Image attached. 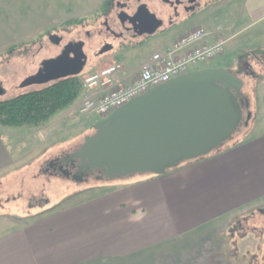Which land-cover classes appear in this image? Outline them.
Wrapping results in <instances>:
<instances>
[{
    "label": "rangeland",
    "instance_id": "374dc122",
    "mask_svg": "<svg viewBox=\"0 0 264 264\" xmlns=\"http://www.w3.org/2000/svg\"><path fill=\"white\" fill-rule=\"evenodd\" d=\"M124 1L0 0V83L4 89L0 101L41 89L40 85L24 88L22 85L34 77L44 59L56 55L70 40L87 41L91 55L99 44L95 28L103 21L102 16ZM255 1L258 0H204L181 29L172 34L156 35L136 45L129 44L124 48L129 53H120L116 63L125 66V73L134 72L164 45L171 47L181 31L194 27L220 31L225 36L226 33L232 35L233 31L234 35H239L236 46L244 45L239 50L251 54L258 52L256 57L260 58L258 47L264 49V20L246 34L242 31L250 22L235 23L243 10L242 3L245 6L252 2L250 7H253ZM260 7L264 9V3ZM51 37H59L61 44L53 45ZM233 43L229 42L231 47ZM229 44L225 56L195 71L228 66L236 53ZM253 56L248 60L259 79L241 76L245 82L244 93L251 101L252 117L248 125L238 127L231 139L207 156L264 135V57L262 65ZM108 59L109 62L104 63V59L92 57L82 74L88 75L115 63ZM82 99L81 94L68 110L56 114L41 129L0 127V152L8 158L6 162L3 156L0 158V256L6 255L5 259H0V264H179L184 260L183 264L198 263L199 260L193 258L198 253L197 247L207 245L215 235L214 227L198 229V232L155 244L146 250L145 245L140 244L145 240L133 238L127 224L121 223V212L118 216L114 207L103 206L105 198L110 196L101 197L105 189L117 190L121 183L141 181L153 176L154 172L114 179L90 177L78 183L45 171L49 161L79 149L87 137L94 134L96 123L102 119L94 114L80 116L77 108ZM44 135L50 142L45 141ZM204 157L184 160L167 171ZM256 209L246 218L249 229L240 227L239 221L227 228L229 240L236 235L235 249L241 256L238 261L241 264L264 263V207ZM227 235L220 238L228 239ZM247 236L255 242L256 252L250 253L249 248L243 251L242 244ZM204 251L202 254L206 256V249ZM205 259L206 264H212ZM205 259L202 260L204 264Z\"/></svg>",
    "mask_w": 264,
    "mask_h": 264
},
{
    "label": "water",
    "instance_id": "95a60500",
    "mask_svg": "<svg viewBox=\"0 0 264 264\" xmlns=\"http://www.w3.org/2000/svg\"><path fill=\"white\" fill-rule=\"evenodd\" d=\"M149 15L144 6L134 17L122 14L120 18L125 29L142 27L136 34L141 36L149 33L152 23L141 22ZM85 66L83 44H71L60 57L44 62L22 87L79 76ZM217 83L223 88L214 87ZM242 86V80L221 68L183 75L133 99L96 124L94 130L99 134L87 139V145L71 158H79L82 164L89 158L88 172L104 171L100 180L145 172L164 174L184 160L207 156L238 128L241 113L228 89L240 92ZM3 92L0 84V95ZM72 179L86 181L80 173Z\"/></svg>",
    "mask_w": 264,
    "mask_h": 264
},
{
    "label": "crops",
    "instance_id": "0c3cea01",
    "mask_svg": "<svg viewBox=\"0 0 264 264\" xmlns=\"http://www.w3.org/2000/svg\"><path fill=\"white\" fill-rule=\"evenodd\" d=\"M255 2L257 3L253 7H250L252 2L241 5L243 10L235 23L240 25L250 22L243 29V34L264 20V9L260 7L264 0ZM190 30L180 33L177 38ZM208 31L212 33L208 44H214L219 37L224 38L235 43L232 47L229 44L230 49L235 48L236 51L233 60L242 54L239 49L244 45L236 46L239 35H234L232 31V35L226 33V37L220 31ZM168 48L165 45L161 51ZM258 51L264 49L258 47ZM244 53L246 54L243 51ZM44 139L50 142L47 135H44ZM2 156L4 162L8 161L7 155L2 154L0 158ZM103 193L101 197L110 196L105 198L102 205L105 208L114 207L118 216L121 212V223L127 224L133 238L145 240L140 244H144L143 248L146 250L155 244L198 232V229L214 227L215 235L206 242L207 245L197 247L198 253L193 258L199 262L194 261L191 264H200L205 258L212 264H241L238 262L241 256L235 249L236 235L229 240L227 228L239 221L240 227L246 230L248 224L245 222L249 220L246 218L250 216V212L264 207V135L250 142L224 148L164 174H154L141 181L121 183L117 190L105 189ZM225 235L228 239L220 238ZM248 237L242 244L243 251L249 248L250 253L256 252L255 242ZM204 249L207 251L206 256L202 254ZM136 250L138 249L133 251ZM5 256H0V259H5Z\"/></svg>",
    "mask_w": 264,
    "mask_h": 264
},
{
    "label": "flooded vegetation",
    "instance_id": "af4514ba",
    "mask_svg": "<svg viewBox=\"0 0 264 264\" xmlns=\"http://www.w3.org/2000/svg\"><path fill=\"white\" fill-rule=\"evenodd\" d=\"M203 1L204 0H126L123 4L117 5L112 8L116 10L115 12L111 11V9L102 16L103 21L97 28H95V38L98 39L99 44L95 50H92L91 55L88 54L90 50L88 48L87 41H85L84 39H72L65 46H63V49L56 55L44 59L38 66L37 72L34 76L39 73L40 67L44 62L57 59L62 55L65 48L71 44H83V52L86 57V65L92 57L94 60L104 59V63H108L109 61H107V59L108 57H110V59L108 60L116 62L119 59L120 53L124 55L127 52L129 53V51L124 50V48H126L129 44L136 45L139 42L148 40L149 38H153L156 35H166L167 33L172 34V32L176 31L177 29H181L185 24H187L191 20L192 16L202 5ZM144 6L148 8L150 15L141 22L145 24H152L147 30V32L149 33H145L141 36H136V34L141 30L142 27L139 28L138 25L137 27L131 28V30L125 29L121 22L120 16L122 14H127L130 17H134ZM151 15H153L154 17H151ZM189 29L183 30L180 33H184ZM50 41L55 46H59L62 42L59 37H51ZM163 42L164 40H162L160 46L163 45ZM107 48H110V50L103 53V50ZM252 54L246 53L247 58H245V61L242 64H234L231 62L228 66L221 67L222 69L225 68L230 74L238 77L243 82V86L240 92L235 91L233 88L228 89V93L230 94L234 105L238 107V110H240L241 113V121L239 122L238 127H245L246 125H248V120L252 117L253 114L251 110L252 107L250 98L244 93L245 82L241 77L247 76L259 79L258 74L254 72L253 67L252 65H250V62L248 60L252 57ZM253 57L256 61H259V64L263 65V60H261L263 59V57ZM214 87L223 88L222 85L218 83L214 84ZM101 121H98L96 124ZM98 134L99 133L97 131H94V134L87 137V139H92ZM87 139L78 150H75L72 153H68L59 158H55L49 161L46 164L45 171L52 175L60 174L70 180H72L73 176L78 173L85 175L86 181L92 176H104V171L102 169L95 168L92 172H88V170L90 169L89 158H87L86 164H82L79 158H71L74 154H77L79 151H81L83 147L87 145Z\"/></svg>",
    "mask_w": 264,
    "mask_h": 264
},
{
    "label": "built area",
    "instance_id": "2783aa9c",
    "mask_svg": "<svg viewBox=\"0 0 264 264\" xmlns=\"http://www.w3.org/2000/svg\"><path fill=\"white\" fill-rule=\"evenodd\" d=\"M200 27L180 37L171 48L154 53L133 74H126L119 64H112L83 77V101L78 108L81 116L94 114L107 117L131 100L165 84L191 69L206 64L226 52L228 41L211 37Z\"/></svg>",
    "mask_w": 264,
    "mask_h": 264
},
{
    "label": "trees",
    "instance_id": "16d2710c",
    "mask_svg": "<svg viewBox=\"0 0 264 264\" xmlns=\"http://www.w3.org/2000/svg\"><path fill=\"white\" fill-rule=\"evenodd\" d=\"M257 54L258 52H254L255 56ZM260 55L264 56V51H260ZM245 58L247 55L242 53L232 63L242 64ZM82 84L81 76L67 77L11 100L0 101V127L41 128L50 122L52 117L68 110L79 99Z\"/></svg>",
    "mask_w": 264,
    "mask_h": 264
}]
</instances>
